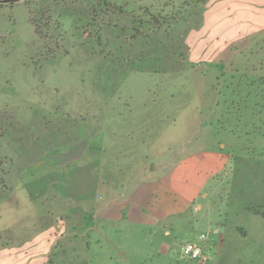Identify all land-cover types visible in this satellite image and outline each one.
<instances>
[{"label": "rangeland", "instance_id": "obj_1", "mask_svg": "<svg viewBox=\"0 0 264 264\" xmlns=\"http://www.w3.org/2000/svg\"><path fill=\"white\" fill-rule=\"evenodd\" d=\"M154 1L0 0V186L21 168L23 179L44 173L33 166L77 141L103 172L105 162H129L132 148L147 157L138 162L160 172L164 157L175 155L167 142L203 136L207 146L224 145L225 167L181 218L180 231L165 238L168 248L147 236L124 259L114 250V260L96 254L88 264H264V35L236 34L247 0L243 7L241 0H187L185 25L161 19L166 0ZM214 4L202 24L201 11ZM214 51L223 53L207 63ZM142 54L165 64V73L127 71L126 59L133 66ZM111 167V177L124 178V168ZM203 179L193 177L197 185ZM33 219L1 234L0 244L21 243L50 217ZM186 243L202 249V263L184 256Z\"/></svg>", "mask_w": 264, "mask_h": 264}, {"label": "crops", "instance_id": "obj_2", "mask_svg": "<svg viewBox=\"0 0 264 264\" xmlns=\"http://www.w3.org/2000/svg\"><path fill=\"white\" fill-rule=\"evenodd\" d=\"M247 3L250 5L246 7L245 20L240 21L242 28L236 34L248 39L263 36L264 0ZM214 6H204L202 24L213 15L209 10ZM222 53L212 52L207 63L216 61ZM206 141L202 136L193 144L189 139L167 142L166 149L171 148L175 155L164 157L160 172L158 165L148 160L138 162L144 155L136 148L131 149L130 155L124 154L130 156L129 162L103 163L107 167V172H103L100 160L86 157L88 149L80 141L63 152H49L44 161L33 166L36 171L43 168L45 172L40 175L23 179L25 168L19 169V175L10 184L12 188L7 180L0 186L5 189L9 185V194L0 200V236L32 218H41L42 223L44 217L50 219L46 224L34 225L35 232L21 243L0 244V264H69L64 255L73 258L71 264H88L96 254L103 261L114 260L116 257L109 255L114 250L118 251L117 257L124 259L126 252L137 251L147 236L158 237L161 250L168 248L165 238H171L175 228L180 231L184 223L181 218L199 197H206L204 189L208 182L225 167L221 151L224 145L207 146ZM131 162L134 166L128 170ZM143 162L147 163V172ZM110 165L113 171L124 168V178L119 179L117 174L111 177ZM194 175L201 179L205 175L200 185L193 181ZM192 187H196L193 199ZM45 201L46 209L29 210L35 203Z\"/></svg>", "mask_w": 264, "mask_h": 264}, {"label": "trees", "instance_id": "obj_3", "mask_svg": "<svg viewBox=\"0 0 264 264\" xmlns=\"http://www.w3.org/2000/svg\"><path fill=\"white\" fill-rule=\"evenodd\" d=\"M157 1H161V0H155L154 2H157ZM207 1L208 0H205V2H202L201 6L205 5ZM164 5H166V6H164ZM164 7H166L165 10H163ZM167 7L169 9L168 12H166L167 11ZM189 7L190 6H189V3L187 2V0H166V2L164 4H160L159 5V10L158 11L159 12H163V13H167L165 15V17L163 16V18H161V19H165L166 20L167 18L173 17L174 21L176 22L175 25H179V24H182V25L184 24L185 25L186 23H189V22L187 21L186 18H182V16H183L184 13H189V11H190L188 9ZM200 7L197 10L198 11L197 14H195V17H194L195 20L196 19L198 20L200 18L199 17V15H200V12H199L200 11ZM201 13H202V11H201ZM151 16L153 17V14H151ZM191 27H192L191 25L188 26V28L185 30V35H186V32ZM179 43L175 44L176 46H178L176 48V51L177 50L181 51L180 48L182 47V45H181V42H179ZM184 44L187 47L185 41H184ZM186 49L188 50V47ZM126 60L129 62V65H127V67L130 68V69H127V71H131V70L134 71V72L145 71V72H148V73L160 74V73H165V70H166L165 67H164L165 64H162V62L160 60L156 64L155 63L156 59H153V60L148 59V60H146L145 55H143V54L136 59L137 61L135 60L136 64L133 62V66L130 63V60H128V59H126ZM172 61H174V60H172ZM167 71H169V70H167ZM2 185H3V182H2Z\"/></svg>", "mask_w": 264, "mask_h": 264}, {"label": "built area", "instance_id": "obj_4", "mask_svg": "<svg viewBox=\"0 0 264 264\" xmlns=\"http://www.w3.org/2000/svg\"><path fill=\"white\" fill-rule=\"evenodd\" d=\"M200 239L203 240L204 236H200ZM183 254L187 258L202 263L205 257H203L202 249L195 243H186L183 246Z\"/></svg>", "mask_w": 264, "mask_h": 264}]
</instances>
